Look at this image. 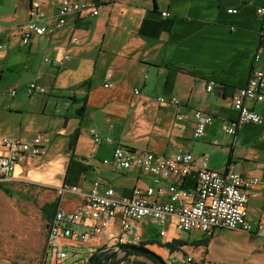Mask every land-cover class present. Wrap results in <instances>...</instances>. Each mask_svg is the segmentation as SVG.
I'll return each mask as SVG.
<instances>
[{"label": "crops", "instance_id": "crops-1", "mask_svg": "<svg viewBox=\"0 0 264 264\" xmlns=\"http://www.w3.org/2000/svg\"><path fill=\"white\" fill-rule=\"evenodd\" d=\"M33 1L40 2L41 22L56 18L61 0H0V37L7 45L0 49V154L6 153L4 136H42L47 149L17 165L14 184L29 182L58 192L77 186L79 192L57 195L58 208L77 210L96 180L101 192L109 185L116 197L154 182L139 166L114 169L103 162L117 144L159 156L183 148L195 157L206 155L210 169L259 178L246 217L264 224V122H246L235 136L223 128L238 116L232 106L236 90L247 85L255 66L264 69V49L255 58L264 39V19L256 9L264 7V0H114L100 4L99 16L69 14L53 33L24 45L20 27L32 17ZM232 8L237 12L229 13ZM30 81L45 86L47 93H28ZM210 81L216 83L212 91L206 88ZM12 87L16 96L8 93ZM174 95L180 107L158 101ZM70 102L77 104L75 112ZM248 105L264 116V100ZM83 106L85 115L79 118L77 109ZM193 109L214 117L202 136L195 134ZM179 113L184 118L178 119ZM92 128L113 143L96 144ZM171 182L194 189L197 180L195 173L183 179L171 175L164 187ZM167 225L164 239L159 236L163 226L152 220L137 222L135 230L142 241L186 240L188 245L176 251L194 257L190 264H264L263 236L218 228L205 237L200 231L179 232L172 221ZM68 242L88 247L90 255L100 240ZM147 246L170 258L169 264H187L173 261L176 251ZM73 254L70 264L82 258Z\"/></svg>", "mask_w": 264, "mask_h": 264}, {"label": "built area", "instance_id": "built-area-1", "mask_svg": "<svg viewBox=\"0 0 264 264\" xmlns=\"http://www.w3.org/2000/svg\"><path fill=\"white\" fill-rule=\"evenodd\" d=\"M113 1L61 0L56 18L45 22H41L44 15L40 2L33 1L32 17L20 27L21 43L27 45L35 36L53 33L65 22L69 14L99 16L100 4ZM256 11L264 19V7H258ZM228 12L236 13L237 9L232 8ZM168 15L167 11L163 12L164 17ZM72 41L78 42V38L73 37ZM6 47V43L0 37V49L3 50ZM263 49L264 39L255 58H259ZM64 59H69V55L64 54ZM254 79V102H262L264 100V69L255 66ZM215 86L216 83L210 81L206 88L212 91ZM245 88L246 85L238 88L234 94L232 106L238 112L237 118L223 123L224 130L233 136L237 135L238 128L244 124ZM26 91L30 94H45L47 88L38 84L37 81H30ZM138 91L136 89V92ZM8 93L16 96L18 91L12 87ZM158 101L176 107L181 105V100L176 95L158 97ZM253 111V122L263 124L264 116L254 108ZM191 114L195 118L196 136L204 135L206 128L213 123L214 117L201 109H193ZM177 117L184 118V113H179ZM96 132L95 128L91 129L96 144L113 143L110 137H101ZM1 141L6 153L0 154V183L14 181L17 165L28 157H40L47 154L42 136H36L32 140L4 136ZM103 162L114 169L128 170L132 166H139L153 176L154 182L143 189L135 186L130 196L116 197L114 188L109 185L105 187L104 192H101V182L96 180L92 183L89 193L84 196L82 207L77 210L58 208L48 227L47 242V256L54 252L58 264L74 256L73 252L67 248L70 245L68 240L71 238H74L77 244H92L94 239H99L98 248L113 251L122 244L140 245L142 239L135 231L136 223L147 220L155 221L163 226V229L159 231L161 239L168 235L167 224L170 221L179 232L200 231L205 237H210L218 228L242 230L244 174L235 170L222 172L210 169L206 155L195 157L189 150L179 148L168 156H159L152 151L129 149L117 144L113 148L112 156L106 157ZM191 173H195L197 180L194 189H189L180 182L169 183L167 189L163 185V182L171 175L183 179ZM258 183L259 178L252 175L251 192ZM79 190L77 186H65L59 192L63 194L67 191L79 192ZM250 232L264 237V224H254L250 220ZM102 240H105L106 244L100 247ZM172 258L173 261L187 264L195 262L194 257H187L180 251L173 253ZM88 260L89 258L77 259L76 264L86 263Z\"/></svg>", "mask_w": 264, "mask_h": 264}, {"label": "rangeland", "instance_id": "rangeland-1", "mask_svg": "<svg viewBox=\"0 0 264 264\" xmlns=\"http://www.w3.org/2000/svg\"><path fill=\"white\" fill-rule=\"evenodd\" d=\"M70 105L75 112L77 104L70 102ZM8 187L12 195L0 189V264H58L54 252L47 256V242L48 216L54 210L51 203L59 192L29 182H12ZM104 244L106 241L102 240L99 245ZM67 248L77 252L79 257L89 258L88 247L71 244ZM74 256L63 260L62 264H70ZM164 259L170 260L167 256Z\"/></svg>", "mask_w": 264, "mask_h": 264}, {"label": "trees", "instance_id": "trees-1", "mask_svg": "<svg viewBox=\"0 0 264 264\" xmlns=\"http://www.w3.org/2000/svg\"><path fill=\"white\" fill-rule=\"evenodd\" d=\"M77 114L79 118H82L83 115H85V107H81L77 109ZM70 148L72 149L75 147L74 140L70 144ZM0 189H2L6 194L12 195L10 188L8 187V183H0ZM59 201L56 198L54 202L51 203V207H54V210L52 212V215L48 216L49 226L52 221V218L54 216L55 211L58 209ZM48 226V227H49ZM157 244L160 247H167L170 249L171 252H174L176 250H179L182 246L188 245L186 240L182 239H175L172 242H165L162 243L160 241L155 240H149V241H142L141 245H149V244ZM205 245L208 243V239L205 240ZM133 256H139V257H145L149 260H151V263H146L143 261H139V259H133ZM88 264H160L157 259H155L152 255H144L137 251L132 250H126L121 252H115L113 250H105L104 248H97L90 256L89 260L87 261ZM199 264V263H196Z\"/></svg>", "mask_w": 264, "mask_h": 264}, {"label": "bare ground", "instance_id": "bare-ground-1", "mask_svg": "<svg viewBox=\"0 0 264 264\" xmlns=\"http://www.w3.org/2000/svg\"><path fill=\"white\" fill-rule=\"evenodd\" d=\"M254 72L255 71L251 73L250 79L245 88L246 111H245L244 123L253 122L254 120L253 108H251L252 106L248 105L251 102L254 103V88H255ZM251 184H252V177L243 176V184H242L243 207H242V216H241V226H242V230L245 231H250V220H248V218L246 217L247 216L246 206L251 194Z\"/></svg>", "mask_w": 264, "mask_h": 264}, {"label": "water", "instance_id": "water-1", "mask_svg": "<svg viewBox=\"0 0 264 264\" xmlns=\"http://www.w3.org/2000/svg\"><path fill=\"white\" fill-rule=\"evenodd\" d=\"M126 250L137 251L144 255H152L159 261L160 264H169L167 260L164 259L163 256L157 255L153 249L146 245H139V244H126V245H119L115 252H121Z\"/></svg>", "mask_w": 264, "mask_h": 264}]
</instances>
